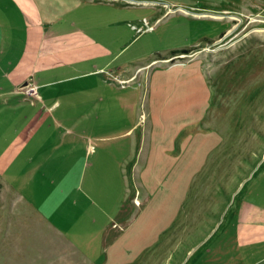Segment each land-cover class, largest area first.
I'll list each match as a JSON object with an SVG mask.
<instances>
[{
  "label": "rangeland",
  "instance_id": "rangeland-1",
  "mask_svg": "<svg viewBox=\"0 0 264 264\" xmlns=\"http://www.w3.org/2000/svg\"><path fill=\"white\" fill-rule=\"evenodd\" d=\"M75 14L85 26H93L103 48L117 50V65L132 61L131 66H136L154 59L163 60L160 58H170V63L196 64L198 85L192 75L193 69H171L172 73L165 72L158 78L157 85L152 83L154 77H150L149 89L145 82L140 83L144 81L141 78L136 81L139 91L134 92L135 96L144 98L136 104L134 113L128 114V119L125 115L118 116L117 124V127L127 128L133 121H138L140 130L148 131L147 144L142 143L140 149L136 147L132 160L146 158L148 145V157L161 159L158 158L159 150L169 137L167 133L179 127L183 133L198 130L202 135L197 139L204 138L211 143L220 138L222 143L205 154L200 153L202 145L199 142L198 146L197 142L191 145L184 140L181 143L186 152L182 153L181 160L176 159L175 168L176 176L180 172L182 186L179 191L176 184V193L180 192L181 198H184L188 186L187 172L192 171L194 165H186L190 158L197 160V168H193L197 172L201 171L198 166L203 154L214 166L203 169L204 177L203 172L199 174L189 192V196L198 194L199 198L185 201L183 210L181 199L176 217L168 215L170 210L157 213L154 198L159 196L162 199L160 186L163 181L159 185L150 182L142 190V182L136 181L134 185L130 182L128 167H125V174L118 173L119 196L114 203L129 208L134 198L141 203L147 194L151 204L146 211L142 212V207L138 211L132 207L133 212H137L134 221H129L126 216L118 218L91 213L93 209L81 215L79 208L68 217L58 193V184L44 188L38 178L29 190V198L35 205L29 208L30 201L23 199L28 197L18 190L19 179L14 174L15 170L20 173V168L14 165V169L10 165L13 151L7 147L14 146L16 133L24 120L3 112L0 114V264H104L105 257L101 254L106 242L103 228H112L113 224L114 227H135L130 237L139 238L144 244L149 236H156L151 227H175L173 230L181 227L175 251L169 252L167 246H163L156 252L162 251L166 255L151 259L147 255L135 256L130 262L165 264L169 257L167 264L175 261L179 264L182 258H188L186 253L197 241L203 243L196 250L216 231L215 236L221 233L226 225L228 202L240 182L264 161V0H96ZM180 50L189 52L171 56L173 51ZM160 70L163 74L164 71ZM186 112H191L195 119L183 121L186 118L179 116ZM171 116L175 118L170 119ZM92 144L97 145L96 142ZM27 152L31 154L30 147ZM82 152H79L80 158L74 160L77 168L79 163L80 166L82 163L90 165L93 160L90 147L84 157H81ZM168 177L167 202L171 189L173 194L172 171ZM124 193L127 201L121 203ZM75 196L78 199L72 201L79 200L80 194ZM89 202L91 200L87 204ZM116 211L117 206L113 213ZM98 227L101 230H97ZM137 227L148 228L136 237ZM90 229L97 230V241H93L95 237L91 235L82 234ZM106 263L113 264L108 259Z\"/></svg>",
  "mask_w": 264,
  "mask_h": 264
},
{
  "label": "crops",
  "instance_id": "crops-1",
  "mask_svg": "<svg viewBox=\"0 0 264 264\" xmlns=\"http://www.w3.org/2000/svg\"><path fill=\"white\" fill-rule=\"evenodd\" d=\"M95 2L96 0H0V114L6 111L13 118L22 117L24 120L16 133L14 146L11 148L13 144H10L7 147L13 151L10 165L20 168V173L14 171L15 177L19 179L18 190L28 197L23 199L30 201L31 208L35 204L29 198V190L39 178L40 186L44 185V188L60 185L58 193L68 217L73 210L79 208L81 215L88 214L86 210L93 209L91 213L118 218L126 216L129 221H134L137 212H133L132 207L137 211L142 207V212L146 211L151 200L145 194L141 203L134 201V198L131 204L133 206L129 205V208L118 207V203H114L119 196L118 173L125 174V167H128L130 182L132 185L136 181L142 182V190L150 182L159 185L163 181L160 186L162 199L159 196L154 198L157 213L170 210L168 215L176 217L182 200L183 210L185 201L199 198L198 194L189 196V192L191 193V187L203 169L214 166L213 162L208 163L209 159L204 154L222 143L221 139L210 143L204 138L197 139L202 135L198 130L183 133L179 127L167 133L169 137L159 150L161 154L158 158L161 159L148 157V145L146 158L134 161L132 156L136 147L140 149L142 143L148 142V131L140 130L138 121H133L127 128L117 127L118 116L125 115L128 119V114L131 113V116L136 104H140L144 98L136 97L134 93L139 91L135 83L140 78L144 80H139L140 83L145 82L149 89L150 77H154L152 83L157 85L158 78L163 77L165 72L172 73L171 69H193L192 75L198 85L196 64H183L180 61L170 63V58H164L136 66H131V60L130 63L124 61L117 65V50L103 48L93 26H85L75 14L86 4L93 5ZM113 37L115 43L116 35ZM160 68L164 71L163 74ZM115 77L134 80L121 88L114 81ZM27 83L37 87L38 101L31 102L16 91ZM192 115L191 112H186L179 117L186 118L183 121H189L195 119ZM173 118L175 116L170 117ZM86 135L89 137L86 138ZM172 136L177 137L172 140ZM203 139L204 141H200ZM184 140L191 145L197 142V146L199 142L202 145L199 151L204 154L199 159L200 172L193 170L197 168V160L190 158L186 162V165H194L192 171L187 172L188 186L184 198H181V193H176V184L179 191L182 186L180 172L176 176L175 168L176 159L181 160L182 153L186 152L181 144ZM28 147L31 154L27 152ZM89 147L93 158L91 164L82 163L80 166L79 163L77 168L74 160L80 158V151H83L81 157H84ZM169 171L173 172V194L171 189L167 202L165 191L168 190L166 185L170 183ZM202 176L204 177V172ZM207 182L208 178L205 179V183ZM78 193L79 200L72 201L78 199L75 196ZM233 196L228 202L230 206L226 225L221 233L215 236L216 231L215 235L196 250L203 243L197 241L186 253L188 258H182L179 264H264V161L252 170L247 179L240 182ZM125 199L127 201L124 193L121 203ZM90 200V204H87ZM116 206L117 211L113 213ZM93 224H96V219ZM114 225L112 228H103L106 242L101 251L113 264H130L135 256L147 255L151 259L161 254L166 255L162 251L156 252V249L167 246L166 249L172 252L179 244L177 237L181 227L177 230H173L175 227H151L156 231V236H149L144 244L139 238L130 237L135 227ZM137 228L136 237H140L142 230L148 227ZM98 229L101 230L100 227ZM96 231L84 230L82 234L91 235L95 237L92 240L97 241ZM206 244L209 246L202 250ZM105 258L104 264H108ZM169 259L168 257L165 264ZM152 263L153 261L149 264Z\"/></svg>",
  "mask_w": 264,
  "mask_h": 264
},
{
  "label": "built area",
  "instance_id": "built-area-1",
  "mask_svg": "<svg viewBox=\"0 0 264 264\" xmlns=\"http://www.w3.org/2000/svg\"><path fill=\"white\" fill-rule=\"evenodd\" d=\"M134 78H131L130 80H122L118 77L114 78V81L121 87L124 88L126 87L130 81H133ZM18 93L24 95L27 100L34 102L39 100V96L37 93V87L33 84H26L17 91Z\"/></svg>",
  "mask_w": 264,
  "mask_h": 264
},
{
  "label": "trees",
  "instance_id": "trees-1",
  "mask_svg": "<svg viewBox=\"0 0 264 264\" xmlns=\"http://www.w3.org/2000/svg\"><path fill=\"white\" fill-rule=\"evenodd\" d=\"M188 50H180V51H173L172 53H171V56L172 57H174V56H176V55H181V54H188ZM160 59H164V58H160Z\"/></svg>",
  "mask_w": 264,
  "mask_h": 264
}]
</instances>
